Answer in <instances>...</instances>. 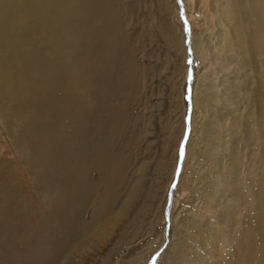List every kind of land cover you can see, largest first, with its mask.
<instances>
[{
    "label": "rangeland",
    "instance_id": "374dc122",
    "mask_svg": "<svg viewBox=\"0 0 264 264\" xmlns=\"http://www.w3.org/2000/svg\"><path fill=\"white\" fill-rule=\"evenodd\" d=\"M250 2L120 0L127 51L118 96L113 83L100 84L102 98L112 96H104L102 116L118 104L125 117L120 137L107 126L118 137L115 207L140 179L141 187L130 210L114 207L68 264H256L243 254L264 225V52ZM3 110L0 264L24 260L44 242L38 224L49 204L22 135L31 118ZM6 226L14 233L4 234Z\"/></svg>",
    "mask_w": 264,
    "mask_h": 264
},
{
    "label": "bare ground",
    "instance_id": "6f19581e",
    "mask_svg": "<svg viewBox=\"0 0 264 264\" xmlns=\"http://www.w3.org/2000/svg\"><path fill=\"white\" fill-rule=\"evenodd\" d=\"M55 1L59 3L57 9L54 7V0H0V90L4 88L0 93V103L5 110H9L13 98L22 101L24 99L25 104H22V107L15 104L10 108L11 110L22 108V111L31 118V121L24 125L22 131L24 138L29 139V133L31 135L35 132L38 142L46 144L45 141H50V135L52 137L56 136V133L66 134L65 140L59 144L61 148L66 146L65 150L52 155L48 163L42 164V171L38 176L41 191L49 197L48 210L44 211L38 224L46 245H43L44 242L32 244L24 260H16L12 257L14 252H10L12 258L6 262L7 264H61L64 260L65 263H70L75 254L93 243L90 241L92 233L100 227L104 217L109 218L118 199V180L112 177L110 165L111 162L114 163L117 155V148L115 146L114 149L113 146L117 145L118 137L112 144L107 137L113 132L118 133L117 119L122 125V110L118 104L116 106L112 104L114 106H111L115 108H109L110 105L106 103L109 106H106L107 111L109 108L113 115L109 113L108 119L103 117L102 107L105 103H102V100L110 97L112 99V96L104 94L107 98L104 96L102 98V90L100 91L102 82L103 84L108 82L106 86L104 85L107 88L112 83L111 86H119L120 79H123L121 72L124 70L126 53L113 40V36L118 35L120 21L118 0H113L114 4L112 0ZM249 11L256 19V28L259 31L256 33L258 34L256 40L264 52V0H251ZM4 20L10 22L7 35L1 33ZM17 39L20 42L14 50L12 47L15 41L18 43ZM60 46L68 49L67 54L63 56L57 54ZM36 75L44 80H39L34 88L28 90L29 81ZM119 75L122 78H119ZM54 77L58 80L53 79ZM19 82L21 88L25 87L24 90L16 89ZM48 82L49 85L46 84ZM117 87L114 86V92L111 91L116 97L120 92L117 91ZM79 90L82 93L78 92ZM33 97L36 101L32 103L29 99ZM89 99L91 103L87 105ZM8 102L9 107L6 106ZM70 103L80 117L78 124L80 136L75 141L78 147L81 145L78 150L72 149L75 142L73 143V135L70 136L72 129L70 125L59 124L56 119L52 120L51 116L62 106ZM3 108L0 107V110ZM65 111L70 112L69 109ZM127 111L125 109L124 115ZM105 114L108 112L105 111ZM87 115L91 119V124L88 125L85 123L88 122ZM262 119L264 120V113ZM47 121L51 123L49 126L45 123ZM102 125H105V128L101 131ZM108 125L115 128L107 134ZM25 146L28 150L32 148V140L26 141ZM103 148L113 151V161L107 160V166L102 171L103 163L108 156L106 152L108 150L105 151ZM89 156L95 158L94 164L91 163L92 158ZM262 177L264 195V172ZM141 181L140 179L135 187L129 190L124 204L123 202L119 206L117 204L114 210H120V213L126 209L130 210L140 191ZM119 207L121 208L118 209ZM115 216L118 214L113 215ZM3 232L9 235L14 233V230L6 226ZM9 247L12 249V246ZM254 249L257 250L256 254ZM243 256L249 261H255L256 264H264V225L259 237L255 236L253 247L247 250V253L244 252Z\"/></svg>",
    "mask_w": 264,
    "mask_h": 264
},
{
    "label": "water",
    "instance_id": "95a60500",
    "mask_svg": "<svg viewBox=\"0 0 264 264\" xmlns=\"http://www.w3.org/2000/svg\"><path fill=\"white\" fill-rule=\"evenodd\" d=\"M74 2V1H73ZM112 2H113V4L115 3L113 0H112ZM75 3V2H74ZM74 3H72V5H74ZM58 5H59V3L57 2V1H55L54 0V7L57 9V8H59L58 7ZM68 10V9H67ZM70 10V9H69ZM121 11H122V7H121V4H120V1L118 0V15L121 13ZM73 15H74V13H73ZM108 23H110L111 24V22H108ZM121 23H120V21H118V35H114L113 36V40L115 41V43H118V47H121V48H123L124 49V51L126 52L127 51V48H126V44H125V37H124V33L122 32V28H121ZM59 49V52H57V54H59L60 56H63V55H65V54H67V51H68V49L66 48V47H62V46H60V48H58ZM118 65H119V62H118ZM46 80H47V78H45ZM53 79H55L56 81L58 80V78L56 77H54ZM39 80H44V78H39L37 75H36V77L34 76V78L33 79H31V81H29V83H28V86H29V88H28V90H31L32 88H34L38 83H39ZM47 82V81H46ZM47 85H49L50 84V82H48V83H46ZM13 86V85H12ZM15 87V86H14ZM22 87V85L20 84H18V85H16V89L17 88H21ZM25 89V87L24 88H21V90H24ZM13 100L15 101V100H17L16 99V97H15V99L13 98ZM23 101H24V99H23ZM29 101H31L32 103H33V101L35 102L36 101V99H34V97L33 98H30L29 99ZM25 103H23V105H24ZM71 104V103H70ZM67 104L65 107L64 106H62V108L59 110V111H56V112H54V113H52L53 115H51L52 116V120H53V118L54 119H56L57 120V123H65L66 125H70V127L72 128V129H70V136L71 135H73V143L75 142V141H77V139H78V136H80V128H79V126H78V124H79V116H78V113H76L75 112V110H74V108H73V105L71 104ZM64 107V108H63ZM40 108V107H39ZM66 109H69L70 110V112H67V111H65ZM64 110V111H63ZM124 110H125V108H124ZM127 110H129L128 108H127V106H126V111ZM60 111H63V113L62 112H60ZM128 114V113H127ZM91 115V114H90ZM126 115V114H125ZM92 116H90V118H91ZM87 118H88V115H87V117H86V121H88V122H85L87 125L90 123L91 124V119H89L88 118V120H87ZM123 120H124V118H123ZM46 124H47V126H49L51 123H49V121H47V122H45ZM139 124H141V122L140 123H138V127L140 126ZM120 125V122L118 121V137H120L123 133H125L123 130V128H121V126H119ZM105 128V125H102V128H101V131L103 130ZM31 131H33V129L32 130H30V132ZM101 133V132H100ZM37 133H35V132H33L31 135H30V133H29V136H30V140H32V144H33V146H32V149L31 148H29V150H30V153L34 156V157H32V160H33V162H34V166H35V169L38 171V168H40V166L42 165V164H45V163H48L49 161H50V158L52 157V155H55L57 152H61V151H64L65 150V147L66 146H63L62 148L60 147V143H61V141L62 140H65V135H61L60 133H56V136H52L51 137V135L49 136V138H50V141L49 142H46L45 141V143L46 144H43L41 141H39L38 142V140H37V138L38 137H35V135H36ZM112 135L113 134H109L108 135V137H107V139H108V141L112 144L113 143V141L116 139L115 137V139H113V137H112ZM70 138V137H69ZM106 138V137H105ZM104 138V139H105ZM111 138V139H110ZM53 139V140H52ZM34 142V143H33ZM79 144V143H78ZM76 145V146H75ZM75 145H74V147H72V149H75V150H78L80 147H81V145L78 147V145L76 144V142H75ZM104 149V148H103ZM82 150H83V148H82ZM105 151L106 150H108V151H106L107 152V158H105V162L103 163V166H102V171L106 168V166H107V163H106V161L107 160H109V161H113V155H112V153H113V151H109V149L107 148V149H104ZM104 150H103V152L102 153H104ZM96 151H98V150H96ZM105 152V153H106ZM90 158H92V161H91V163L92 164H94V161L93 160H95V158L93 157V156H89ZM89 157H88V160H89ZM35 159V160H34ZM90 161V160H89ZM112 163V162H111ZM111 163H110V165H111ZM93 167H95V166H93ZM9 197V196H8ZM11 198V197H10ZM12 199H14L15 200V197H12L11 198V200Z\"/></svg>",
    "mask_w": 264,
    "mask_h": 264
}]
</instances>
